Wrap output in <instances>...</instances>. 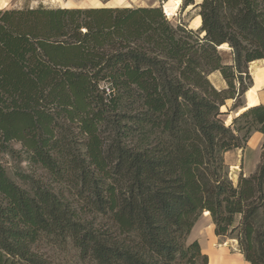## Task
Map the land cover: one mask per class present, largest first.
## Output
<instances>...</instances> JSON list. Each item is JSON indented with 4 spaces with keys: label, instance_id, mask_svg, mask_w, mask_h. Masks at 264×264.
I'll return each instance as SVG.
<instances>
[{
    "label": "trees",
    "instance_id": "1",
    "mask_svg": "<svg viewBox=\"0 0 264 264\" xmlns=\"http://www.w3.org/2000/svg\"><path fill=\"white\" fill-rule=\"evenodd\" d=\"M198 8V31L162 7L0 10V264H53L42 243L89 264H209L189 242L203 215L264 264V151L237 185L226 161L264 136V105L220 117L264 61V0Z\"/></svg>",
    "mask_w": 264,
    "mask_h": 264
},
{
    "label": "rangeland",
    "instance_id": "2",
    "mask_svg": "<svg viewBox=\"0 0 264 264\" xmlns=\"http://www.w3.org/2000/svg\"><path fill=\"white\" fill-rule=\"evenodd\" d=\"M112 1L113 0H10L9 5L5 7H0V10H35L39 8H68L86 10L93 9L91 7L95 8L96 4H100L101 8H108L107 6H109ZM137 1L138 0L134 2L133 0L115 1L121 2L124 5L114 8L162 7V9L164 8L163 11L165 10L168 13L174 25H176L179 19L181 18L182 20H184V23L188 25L189 29L193 31H198L201 27V25L199 27L197 25V20L200 17V10L196 5L197 3H202L203 0L202 2L196 0V4L194 6L189 7L182 14V11L180 12V6H182V1L178 6H176V3L179 0H173L175 4L173 7L166 6V4L170 0H143L146 4L144 6L141 3L142 0H139L138 2ZM203 36L204 34L202 35V37ZM221 49L223 51H227L229 50V47L226 46L222 47ZM260 68L262 69L260 73L262 76L264 75V61H257L255 62V64L250 65L249 72L252 77V81L255 82V78L252 72ZM209 80L218 91H224L228 89V85L223 79L220 72H215L210 75ZM253 89V87L250 88L249 91H247V93L245 94L247 104L245 95L241 97L240 102L243 105V108L241 109L235 107L236 104L239 102V99H229L225 102V105L222 106L221 111L227 110L229 113H221L220 111V117L226 125H230L232 118L234 119V117L243 113L249 108L264 104V89H262L261 91H254ZM263 147L264 136L259 133H253L243 149L232 151L226 155V161L228 166L230 167V179L234 185H237L239 183L241 177H250L251 175L256 173L263 159ZM16 148L19 149V146H17ZM3 162L6 163L11 170H14L16 167H20L21 169L23 168L26 171L28 170L25 164L20 166L17 160L15 161L9 156L5 157ZM212 225L214 224L210 216L203 215L195 226L189 238V242L192 243L194 241H201L202 250L204 254L209 257V264H214L213 260L216 257L217 261L215 264H222V261L225 264H245V260H242L244 259V257L240 253L237 240L217 237L215 235V228L213 230ZM38 251L40 252V254L47 257L53 264H89L83 262L80 259V257L78 256V252L72 246H69L64 249L56 247L54 248L49 244L42 243L38 247Z\"/></svg>",
    "mask_w": 264,
    "mask_h": 264
},
{
    "label": "bare ground",
    "instance_id": "3",
    "mask_svg": "<svg viewBox=\"0 0 264 264\" xmlns=\"http://www.w3.org/2000/svg\"><path fill=\"white\" fill-rule=\"evenodd\" d=\"M134 1H136V0H133V2ZM139 1V0H138ZM137 1V2H138ZM182 0H179L177 3H176V6H178L179 4H180V2H181ZM198 1H200V2H202V0H198ZM3 3H6L5 1H3V0H0V4H3ZM142 5L144 6V5H146L145 4V2L142 0ZM141 5V4H140ZM175 4H174V1L173 0H170L167 4H166V6L167 7H173ZM143 6H140V7H143ZM98 7H101V6H98ZM201 22H202V20H201V18L199 17V19L197 20V25H198V27L201 25ZM227 45H225V46H223V47H226ZM261 71H262V69L260 68V69H258V70H255V71H253L252 73H253V76H254V78H255V85H254V91H261L263 88H264V75H262L261 76Z\"/></svg>",
    "mask_w": 264,
    "mask_h": 264
},
{
    "label": "crops",
    "instance_id": "4",
    "mask_svg": "<svg viewBox=\"0 0 264 264\" xmlns=\"http://www.w3.org/2000/svg\"><path fill=\"white\" fill-rule=\"evenodd\" d=\"M3 1H5L6 3H3V4H0V7H5V6H7V5H9V3H10V0H3ZM115 1H120V0H113L112 2H111V4L109 5V6H107L108 8H114V7H120V6H123L124 4H122L121 2H115ZM98 6H101L100 4H96V6H95V8H101V7H98ZM128 7V6H127ZM91 8H93L94 9V7H91ZM264 89V88H263ZM264 105V104H263ZM212 227H213V230H214V228H215V226L214 225H212ZM199 243L201 244V246H202V243H201V241L199 240ZM243 256V255H242ZM243 261L245 260V259H242ZM216 261H217V257L213 260V262H214V264L216 263ZM244 263L245 264H249V263H247L246 261H244ZM222 264H225L223 261H222Z\"/></svg>",
    "mask_w": 264,
    "mask_h": 264
},
{
    "label": "water",
    "instance_id": "5",
    "mask_svg": "<svg viewBox=\"0 0 264 264\" xmlns=\"http://www.w3.org/2000/svg\"><path fill=\"white\" fill-rule=\"evenodd\" d=\"M201 4H202V3H197L196 6L199 7ZM201 27H202V23H201ZM201 27H200V28H201ZM204 35H205V34H204ZM254 85H255V82L253 81L252 87H254ZM252 87H251V88H252ZM245 99H246V95H245ZM246 104H247V99H246ZM246 104H245V105H246ZM248 110H249V109H248ZM248 110H246V111H248ZM246 111H244V112H246ZM244 112H243V113H244ZM221 113H229V112H228L227 110H226V111H223V110H222ZM243 113L237 115L236 117H234V119L237 118L238 116L242 115ZM234 119L232 118L230 125L233 123V120H234ZM230 125H227V126H230Z\"/></svg>",
    "mask_w": 264,
    "mask_h": 264
}]
</instances>
